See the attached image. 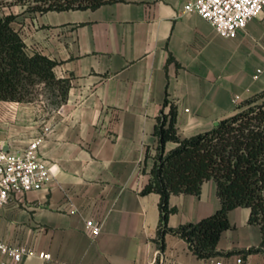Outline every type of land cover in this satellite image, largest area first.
<instances>
[{"label": "crops", "instance_id": "obj_1", "mask_svg": "<svg viewBox=\"0 0 264 264\" xmlns=\"http://www.w3.org/2000/svg\"><path fill=\"white\" fill-rule=\"evenodd\" d=\"M188 1L113 0L45 13L12 8L29 52L58 61L55 73L70 87L53 107L0 100V144L21 152L48 126L39 154L55 172L41 190L0 209V240L34 252L20 262L0 252V264H209L176 234L166 233L160 246L161 196L143 192L158 152L155 130L174 105L181 138L205 132L264 90V11L226 38L199 14L185 13ZM177 145L167 141L165 153ZM169 206L170 228L214 214L221 206L215 180L199 195L172 194ZM250 212L229 211L231 228L217 250L264 263L261 252L249 251L262 242ZM87 219L101 223L97 238Z\"/></svg>", "mask_w": 264, "mask_h": 264}, {"label": "trees", "instance_id": "obj_2", "mask_svg": "<svg viewBox=\"0 0 264 264\" xmlns=\"http://www.w3.org/2000/svg\"><path fill=\"white\" fill-rule=\"evenodd\" d=\"M113 0H0V8L22 6L24 12L45 13L70 9H95ZM13 12L0 15V100L34 101L37 87L44 84L56 97V106L68 96L70 82L58 78V61L39 52L30 53L20 32L12 23ZM177 109L171 106L167 114L158 117L157 154L151 169V179L143 192L160 194L158 241L165 248V234L170 232L185 239L199 258L216 255L242 254L217 250L223 231L231 228L229 211L239 206L249 207L251 223L262 232L261 245L250 252L264 255V90L239 103L235 112L221 119L213 128L181 138L176 126ZM167 141L178 145L169 153ZM213 179L221 206L197 223L178 228L168 227L172 211V194L199 195L205 181ZM243 255V254H242ZM244 256V255H243ZM245 257V256H244ZM246 258V257H245Z\"/></svg>", "mask_w": 264, "mask_h": 264}, {"label": "built area", "instance_id": "obj_3", "mask_svg": "<svg viewBox=\"0 0 264 264\" xmlns=\"http://www.w3.org/2000/svg\"><path fill=\"white\" fill-rule=\"evenodd\" d=\"M264 11V0H191L185 3V13H197L210 22L217 32L226 38H235L245 30L249 20ZM260 72V70H258ZM238 104V100H233ZM44 128L42 135L35 138L29 146L21 152H12L0 144V209L11 199L31 191L41 190L55 176L53 166L49 165L39 154V148L45 140ZM71 213L76 208L71 204ZM2 215L0 212V223ZM86 229L93 238L101 233V223L94 219L86 220ZM0 252L20 262L24 256L34 252L24 245L7 244L0 240ZM42 258H50V254L41 252ZM229 264H264L252 262L242 254L229 255ZM209 264H224L221 257L207 258ZM4 264V263H3Z\"/></svg>", "mask_w": 264, "mask_h": 264}, {"label": "rangeland", "instance_id": "obj_4", "mask_svg": "<svg viewBox=\"0 0 264 264\" xmlns=\"http://www.w3.org/2000/svg\"><path fill=\"white\" fill-rule=\"evenodd\" d=\"M12 8H0V15L4 14L5 12H12ZM55 99L56 97L51 94L50 89L45 87L44 84H41L39 87H37V95L34 101L38 102L41 107L56 106Z\"/></svg>", "mask_w": 264, "mask_h": 264}]
</instances>
